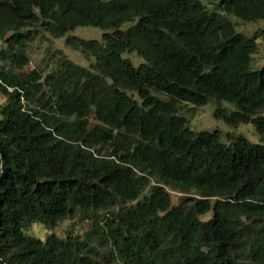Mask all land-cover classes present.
Returning <instances> with one entry per match:
<instances>
[{
	"label": "trees",
	"instance_id": "1",
	"mask_svg": "<svg viewBox=\"0 0 264 264\" xmlns=\"http://www.w3.org/2000/svg\"><path fill=\"white\" fill-rule=\"evenodd\" d=\"M227 16L264 22V0H0V264H264V63L251 69L264 31L244 36ZM76 27L103 31L66 37L89 68L58 53L53 72L22 71L38 31ZM211 99L262 144L224 145L176 114ZM68 219L87 230L23 233Z\"/></svg>",
	"mask_w": 264,
	"mask_h": 264
},
{
	"label": "rangeland",
	"instance_id": "2",
	"mask_svg": "<svg viewBox=\"0 0 264 264\" xmlns=\"http://www.w3.org/2000/svg\"><path fill=\"white\" fill-rule=\"evenodd\" d=\"M199 2L208 10L214 7L215 0H199ZM230 22L234 25V30L244 36H251L259 31H264V22H241L232 16H227ZM131 23H123L119 26L120 31L126 30ZM111 32V30H108ZM103 31L96 27H76L67 35L60 38H51L48 34L38 31L34 40L28 44L26 53L28 56V63L22 69L26 72L31 69H38L42 75L53 72L55 70V61L58 53H61L68 61L73 64L82 67L89 68L93 63L91 58H85L79 51L71 50L67 47L66 37L73 36L82 40H95L101 42V36ZM1 44V43H0ZM122 59H127L132 67H137L143 63V60L133 52H125L121 55ZM264 63V39L258 37L256 40V50L251 56V69L257 70ZM151 94L160 100H166L164 95L151 92ZM126 95L131 97L134 101L139 102L134 92H126ZM3 99L0 97V103ZM217 107L223 108L226 112L234 111L235 108L232 104L220 101L217 102L213 99L209 100L203 106H195L191 104L178 103L176 104V114L183 117L186 120V126L193 132H217L219 141L228 145L231 138L235 136H242L250 144H262L259 135L255 132L251 123L239 124L237 127L232 128L228 126L223 120L214 117V112ZM165 191L169 195L170 206H176L182 195L177 192L171 191L165 188ZM147 194L145 190L141 196ZM140 196V197H141ZM139 197V198H140ZM210 217L207 213L201 220H206ZM88 223L77 219L63 220L57 224V226L50 230L44 228L39 223L31 224L30 227L25 230L24 235L43 241L45 237L51 233L58 237H64L67 233L81 236L84 231L87 230Z\"/></svg>",
	"mask_w": 264,
	"mask_h": 264
}]
</instances>
